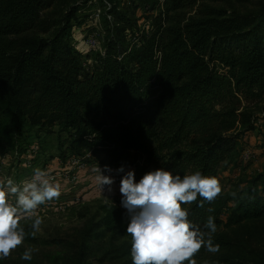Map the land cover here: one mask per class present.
Returning <instances> with one entry per match:
<instances>
[{
  "label": "trees",
  "instance_id": "16d2710c",
  "mask_svg": "<svg viewBox=\"0 0 264 264\" xmlns=\"http://www.w3.org/2000/svg\"><path fill=\"white\" fill-rule=\"evenodd\" d=\"M55 1L0 0L1 141L19 146L28 125H58L72 154L90 151L110 166L133 155L182 176L199 171L219 179L240 138L256 128L253 115L235 100L264 93V3L245 14L204 3L186 17L183 9L198 0H166L164 22L156 18L152 35L135 53L127 52L118 34L122 23L133 26L134 19L108 5L105 50L87 69L69 41L79 5L68 8L49 37L32 34ZM221 188L211 203L201 207L198 197L188 206L189 219L201 230L214 217L213 240L220 245L215 254L202 248L196 264H255L227 254L233 243L226 230L264 218V173L232 191ZM100 213L93 226L127 238L114 250L128 257L123 264H132L124 213L109 202Z\"/></svg>",
  "mask_w": 264,
  "mask_h": 264
},
{
  "label": "rangeland",
  "instance_id": "374dc122",
  "mask_svg": "<svg viewBox=\"0 0 264 264\" xmlns=\"http://www.w3.org/2000/svg\"><path fill=\"white\" fill-rule=\"evenodd\" d=\"M165 1L56 0L50 9L44 11L45 24L32 34L49 37L55 22L62 18L68 8L79 5L80 10L72 22L69 41L72 49L81 55L83 67L91 69L95 64L96 55L105 50L109 28L103 18L108 5H115L118 10L127 11L128 16L134 19L133 26L122 23L118 34L124 38L127 52L135 53L143 47L146 38L152 35L156 18L161 17L164 22ZM196 3L193 7L183 9L186 17L192 15L199 9L198 6L204 3L212 9H225L241 14L256 12L264 0H198ZM110 18L114 23L121 25L112 14ZM48 21L53 23L50 28H47ZM156 55L161 58L158 49ZM235 104L240 111L248 110L253 115L256 128L240 138L235 159L219 174L218 181L227 191H232L240 187L243 181L264 173V93L257 98L239 95ZM1 127L4 129L3 120L0 122V129ZM21 137L19 146L0 139V159L3 162L0 163V179L11 177L17 182H22L30 179L34 170L39 168L61 185V196L39 207L37 215L43 219V223L34 235L31 229L32 220H21L20 226L25 228L26 239L8 258L0 260V264H123L128 257L116 251L119 246L128 242V239L118 236L113 230L97 229L93 226L102 216L100 207L107 202L117 205L126 217V212L120 207L117 197H114L115 192L119 193V175L113 173L116 183L112 186V193H102L96 178L82 182L83 179L86 180L82 175L84 170L89 168L93 173V169L99 166L103 168L106 164L102 157L95 156L90 151L85 150L80 155L70 153L65 146L68 134L62 132L58 125L47 128L28 125ZM77 161L78 163L74 164ZM143 161L142 158L132 155L128 161L111 167L115 169L125 164L134 168L137 177H140L155 169ZM94 173L96 177L98 173ZM91 193L93 195L90 199ZM83 206L88 207L82 210ZM87 210L86 216L82 218L81 214ZM226 234L233 243L227 254L244 255L255 259V264H264V218L242 222L226 230ZM28 248L34 250L33 259L22 260V253Z\"/></svg>",
  "mask_w": 264,
  "mask_h": 264
},
{
  "label": "clouds",
  "instance_id": "9594fccd",
  "mask_svg": "<svg viewBox=\"0 0 264 264\" xmlns=\"http://www.w3.org/2000/svg\"><path fill=\"white\" fill-rule=\"evenodd\" d=\"M93 171L98 173L95 178L102 192L114 191L113 173L120 177V207L126 210L132 264H196L194 257L202 248L213 254L220 251L213 240L217 232L214 217L209 216L206 231L201 230L189 219L188 207L198 197L201 207L216 199L222 191L216 177L199 171L182 176L160 167L137 178L136 170L125 164L115 169L106 164ZM60 196L61 185L39 168L22 182L11 177L0 179V260L24 243L27 233L20 226L21 220H32L34 235L43 223L37 210ZM33 251L25 249L21 259L31 261Z\"/></svg>",
  "mask_w": 264,
  "mask_h": 264
},
{
  "label": "crops",
  "instance_id": "0c3cea01",
  "mask_svg": "<svg viewBox=\"0 0 264 264\" xmlns=\"http://www.w3.org/2000/svg\"><path fill=\"white\" fill-rule=\"evenodd\" d=\"M143 162L145 163V161H143ZM81 171H83V170H81ZM82 175H83V178L86 179L85 181H84V179H83L82 182H89V181H93V180H94L96 174H95L94 172H93V173L90 172V169L87 168L86 171H85V170L83 171ZM137 178H139V177H137ZM118 191H119V188H118ZM86 192H87V191H85V193H86ZM90 192H91V191H90ZM90 192H89V193H90ZM85 193H84V194H85ZM92 195H93V193H91V195H90V196H91L90 199L92 198ZM115 196L117 197V201L120 202V194L115 192L114 197H115ZM123 211L126 212L125 209H123Z\"/></svg>",
  "mask_w": 264,
  "mask_h": 264
},
{
  "label": "built area",
  "instance_id": "2783aa9c",
  "mask_svg": "<svg viewBox=\"0 0 264 264\" xmlns=\"http://www.w3.org/2000/svg\"><path fill=\"white\" fill-rule=\"evenodd\" d=\"M0 163H3L1 159H0ZM76 163H78V161H77V162H74V164H76ZM73 169H78V168H76V167H73ZM74 179H75V177H74ZM98 187H99V189H100V190H101V192H102V189H101V187H100V186H98ZM102 193L106 194V193H108V192H107V191H105V192H102ZM76 200H78V198H77Z\"/></svg>",
  "mask_w": 264,
  "mask_h": 264
}]
</instances>
